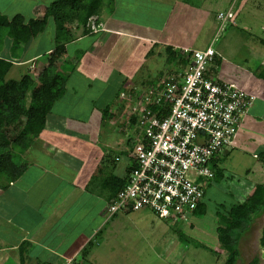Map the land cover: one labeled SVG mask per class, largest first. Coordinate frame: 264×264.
<instances>
[{
    "label": "crops",
    "instance_id": "0c3cea01",
    "mask_svg": "<svg viewBox=\"0 0 264 264\" xmlns=\"http://www.w3.org/2000/svg\"><path fill=\"white\" fill-rule=\"evenodd\" d=\"M27 1L30 3L28 8L23 0H11L9 3L17 10L11 15H0L8 19L21 15L26 22L27 15L31 20L41 19L46 7L56 0ZM128 1L103 0L96 14L85 24L65 25L64 29L69 33L65 43L59 47L54 41L56 26L52 20L47 26L51 23L55 29L51 37L47 35L46 28L43 32L46 37H41L43 33L38 35L19 52L13 51L8 37L1 44H6L2 55L11 57L14 66L33 65L39 59L44 66L47 61L58 60L60 71L66 76V84L64 94L53 104L47 116L44 130L27 154L25 172L5 192L0 191V197L7 194L11 204L8 214L0 212L2 223H5H0V264H109L112 255L106 256V251L111 248L106 239L109 227L118 215L109 217L108 214L113 187L110 180L124 177V167L115 158L129 151L131 139L119 142L106 135L107 129L113 132L127 126L126 106L121 94L145 89L163 76L157 75L154 67L145 69L146 73L143 71L137 78H121L118 103L121 100L122 104L113 106L105 98L98 104L108 88L105 77L111 71L106 73V69L118 64L117 74L125 72L126 61L135 56L131 42L137 41L140 46L150 49L144 54L147 55L144 56L145 62L153 57L162 59L167 66L166 76L171 74L184 64V59L179 60V57L185 58L182 56L185 51L207 47L216 30V13L232 3L231 0H130L128 4ZM147 2L150 14L140 19L136 15L137 8ZM261 5L263 11L259 8ZM23 8L29 13L22 12ZM248 8L262 11L260 15L263 16L264 0H236L235 19L217 46L231 36L234 37L232 41H239L237 34L240 30L243 36L252 35L253 26L244 19L250 14ZM251 14L255 22L259 18L260 22L264 21L259 15ZM183 28L189 31L183 42L166 40L169 35L174 37L177 32L181 33ZM233 31L237 33L231 35ZM260 31L264 35L263 24ZM119 41H129L130 48L118 46ZM247 41L236 55L241 60L235 65L230 64L232 67L225 80L219 78L255 97L242 117V132L237 134L233 149L218 163L222 172L220 181L216 182L218 185L233 180L235 173L248 181L249 194L240 196L236 203L243 202L256 186H264V39L255 36ZM43 44L47 45L40 48ZM218 52L219 56L227 55L225 48ZM173 54L178 58L176 62L170 60ZM114 59L119 60L116 62ZM217 62L218 58L215 59L216 65ZM150 65L155 66V63ZM149 71L153 73L148 75ZM118 118L126 121L124 125ZM257 155L259 158L254 157ZM238 187L241 188V183ZM205 196L206 191L203 204ZM20 202L23 205L21 211L27 214H22V217L19 216L21 211L16 212L15 209ZM259 218L262 221L260 243L264 214L255 218L253 225ZM260 249L264 253L261 244ZM262 253L259 261L264 264Z\"/></svg>",
    "mask_w": 264,
    "mask_h": 264
},
{
    "label": "built area",
    "instance_id": "2783aa9c",
    "mask_svg": "<svg viewBox=\"0 0 264 264\" xmlns=\"http://www.w3.org/2000/svg\"><path fill=\"white\" fill-rule=\"evenodd\" d=\"M232 8L217 13L220 26L206 48L185 51L184 64L154 85L121 94L128 96L124 112L129 107L127 125L135 135L132 150L115 158L127 181L109 204V217L147 210L173 224L194 218L206 184L214 181L212 164L233 149L255 101L214 76L215 46L233 19Z\"/></svg>",
    "mask_w": 264,
    "mask_h": 264
},
{
    "label": "rangeland",
    "instance_id": "374dc122",
    "mask_svg": "<svg viewBox=\"0 0 264 264\" xmlns=\"http://www.w3.org/2000/svg\"><path fill=\"white\" fill-rule=\"evenodd\" d=\"M10 1L11 0H0V14L11 15L17 10H15L13 5L9 3ZM23 1L25 4H28L26 6V8H28L30 3L27 0ZM232 1L233 0H231V2ZM130 2L131 1L129 0L128 4H130ZM142 2L144 1L142 0ZM159 2L160 1H158V3ZM146 5H148V2L140 4V7L137 8L136 15L140 19L144 18L147 14H150L149 11H151V8L148 10ZM259 8L263 11L262 5ZM262 11L256 9L252 10L251 8L247 9V12L250 14L249 16H245L244 19H246L247 22H250L251 26H253V31H251L252 35L245 34L243 36V34L240 33L241 30H237V32L239 31L237 34V39H239V41H232L234 40V37L231 36V38L224 39L221 45L215 46V50L218 53V57H216V59L218 58V62L217 65L215 64L216 69L214 71L216 79L219 80V78H223L221 80H225V78H227V75L230 73L229 69L232 67L230 64L235 65V63L237 64L241 60L236 55L240 53L242 45L245 44L247 40V42H250L255 36L259 39H264V35L260 31V27L262 24L264 25V21L260 22L259 18V21L255 22V18L250 16L252 15L251 13H254V15H259L258 17L264 19V15H260ZM22 12L28 14L29 10L23 8ZM26 18L27 21L31 20L29 15H27ZM92 22L94 23V20H92ZM191 23L192 22H190V24ZM49 25L50 26L46 29V32L48 33L47 35H50L51 37V34L55 29L52 26L53 24L49 23ZM91 27L93 28L94 26ZM187 31L186 28H183L181 33L177 32L174 37L169 35L166 40H172V43L183 42V40L189 35V31ZM237 32L233 31L231 35ZM138 33L142 34L141 32ZM42 35L43 36L41 37H46L44 33ZM38 38H40V36ZM131 43L132 49L135 51V56L126 61L125 72L121 74H117L118 64L111 65L106 69V73L111 71V73L105 77L108 82V88L104 90L105 94L103 97L101 95L102 98L98 100V104H101L102 99L104 100V98L108 99V104L113 106H119L120 103L122 104L121 100H123L124 105L129 103L128 96L121 98V100L119 99L120 102L118 103V98L120 97V87H118V82L121 78H129L130 76H133L132 78H137L140 74H143V71L146 73L145 69L150 70V68L154 69V67H156L155 73L157 75L161 74L163 77L166 76V63L162 62V59L153 57L145 62L144 56L147 57V55L144 54H147L150 49H146L147 46H140L137 41H132ZM131 43L129 41H119L117 44L120 47L129 49ZM46 45L47 44H43L40 48H43ZM5 47L6 44L4 43L3 45H0V56L6 51ZM221 48L226 49L227 55L224 56L221 54L219 56L220 52H218V50ZM31 53L32 50L29 54ZM114 60L117 62L119 59ZM39 61H41V59L33 65H13L7 75V79L23 82L24 84L29 83L31 85L26 97L27 105L31 102L32 93L36 90L35 80L43 68L42 61L38 63ZM54 61L57 60H51L49 63H53ZM151 63H155V66L150 65ZM171 66L175 68L173 64H171ZM152 73L153 71H149L148 75H151ZM140 79H142V75L140 76ZM128 81L131 80L129 79ZM127 109L128 111L124 112L126 119L128 115H126V113L129 112V107H127ZM119 121L120 124L123 121L124 125V119H119ZM108 127L110 126H107V128ZM107 132V136L110 135L113 139L115 138V140H119V142L128 138L132 140L135 135V132L130 125L120 127V130L116 129L113 130V132H110V130L107 129ZM121 164L123 165V163ZM233 178V180H229L228 182L224 181L225 183H220L219 185L214 181L215 184L212 182L210 185L211 187L207 183L205 186V213L201 216H194L193 219L185 222L174 224L170 221L165 222L158 219L153 213L147 210L118 213L117 218L114 219L116 221H114L109 227L106 239V242L109 243V246L111 247L106 251V256L108 254L112 255L109 259V264H224L226 254L220 249L218 243L219 233H217V229L219 226L223 225L222 223L224 221L222 217L225 216L226 211L233 205L237 204L236 202L240 196V198H242L245 194L246 196L249 194V186L247 185L248 181H244V178L240 176L239 173H235ZM252 179L253 178H250V180ZM238 183H241V188L238 187ZM9 208H11V204L9 203L6 194V197H0V212L6 215L8 214L7 211ZM22 208V202L19 203V206H15V209H17L16 212L21 211ZM20 213V217H22V214L27 215L26 212ZM255 218H253V221L250 223L248 230H245L242 233L243 235L238 242L240 259L237 264H250L254 258L260 259L262 251L260 249L259 237L262 221L259 218L253 225ZM78 221L80 222L82 220L78 219ZM15 222H17L16 219ZM0 223L2 225L5 224L4 221L2 223L1 215ZM262 263L263 261L261 260L258 262V264Z\"/></svg>",
    "mask_w": 264,
    "mask_h": 264
},
{
    "label": "trees",
    "instance_id": "16d2710c",
    "mask_svg": "<svg viewBox=\"0 0 264 264\" xmlns=\"http://www.w3.org/2000/svg\"><path fill=\"white\" fill-rule=\"evenodd\" d=\"M102 2L103 0H56L46 7L41 19H32L27 22L21 15H15L11 19L0 15V45L8 37L13 51L19 52L21 48H25L42 34L48 22L52 20L56 26L55 44L61 46L65 43L66 34L69 33L64 26L73 23L85 24L88 18L96 14ZM231 5L233 19L226 24L220 38L235 19L236 1L233 0ZM219 26L217 22L216 30ZM182 56L185 57V53ZM179 58L182 61L184 59ZM172 59L176 62L178 58L173 54L170 57V60ZM12 66L11 57L0 56V191L2 192H5L25 172L28 164L27 154L44 130L47 116L53 104L64 94L66 84V76L60 71V62L58 60L53 63L47 62L35 80L36 90L32 93L31 102L27 105L26 97L31 85L7 79ZM133 121L134 119L130 124ZM133 144L130 140L129 150H132ZM262 157L264 159V156ZM212 169L215 174L214 181L219 182L222 177L221 170L216 164H212ZM110 181L113 183L111 203L126 185L127 175L121 179L111 178ZM205 210V204L201 203L194 211V215L201 216ZM261 214H264V186L261 185L256 186L252 194L243 202H238L226 211L225 216L222 217L223 225L217 229L220 249L226 254L224 264H236L240 257L238 242L242 233L248 230L253 218ZM260 244L264 247V228ZM258 262L259 259L256 258L251 264H258Z\"/></svg>",
    "mask_w": 264,
    "mask_h": 264
},
{
    "label": "water",
    "instance_id": "95a60500",
    "mask_svg": "<svg viewBox=\"0 0 264 264\" xmlns=\"http://www.w3.org/2000/svg\"><path fill=\"white\" fill-rule=\"evenodd\" d=\"M262 257L264 258V253H262Z\"/></svg>",
    "mask_w": 264,
    "mask_h": 264
},
{
    "label": "clouds",
    "instance_id": "9594fccd",
    "mask_svg": "<svg viewBox=\"0 0 264 264\" xmlns=\"http://www.w3.org/2000/svg\"><path fill=\"white\" fill-rule=\"evenodd\" d=\"M132 141H133V140H132ZM129 151H130V150H129ZM129 151H127V152H129ZM127 152H126V153H127ZM126 153H125V154H126Z\"/></svg>",
    "mask_w": 264,
    "mask_h": 264
}]
</instances>
